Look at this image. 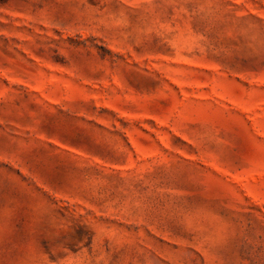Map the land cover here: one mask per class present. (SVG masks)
Masks as SVG:
<instances>
[{"label": "rangeland", "instance_id": "rangeland-1", "mask_svg": "<svg viewBox=\"0 0 264 264\" xmlns=\"http://www.w3.org/2000/svg\"><path fill=\"white\" fill-rule=\"evenodd\" d=\"M0 264H264V0H0Z\"/></svg>", "mask_w": 264, "mask_h": 264}]
</instances>
